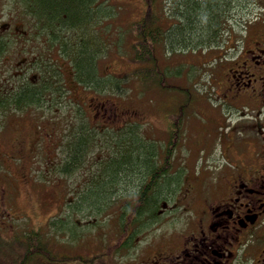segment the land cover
I'll return each mask as SVG.
<instances>
[{
    "label": "trees",
    "instance_id": "1",
    "mask_svg": "<svg viewBox=\"0 0 264 264\" xmlns=\"http://www.w3.org/2000/svg\"><path fill=\"white\" fill-rule=\"evenodd\" d=\"M21 1L23 3L20 2V5L23 8L19 11L27 12L31 0ZM140 1L145 5L144 13L133 18L129 26V31L135 36V40L132 42V53L122 57L127 59L128 66L118 71L116 68L110 70L109 67H106L107 70H103L101 67L102 60L106 59V54H112L109 49L112 48L113 44L115 45L111 39L114 36L115 31L113 29L115 28L112 29V26H110L112 20L109 18L115 17L117 14L118 9L116 6L118 2L116 0H32V5L34 4L40 11L38 23L41 27L52 25V45L65 51L64 54L70 59L67 64L73 72L72 80L68 79L66 87L65 81H62L60 77V71L63 69L60 65L62 60L66 62V59L63 58V54L55 53L50 58L51 61L46 62L45 76L42 79L45 90L35 91L32 87L25 89V83L21 84L20 99L22 103L20 115L33 116L31 114L33 112L32 107L37 109L50 107L54 109L57 105L74 103L72 97L69 96V92H67L73 85L80 86L83 90H94L108 95L112 93L115 95L116 93L122 94L127 88L125 82L129 77L135 79L133 82L136 83V90H139V92H146L147 89L170 90L172 91L170 99H179L175 94L177 91L182 92L184 99L182 101L179 99L178 104L180 106L177 104L180 110L181 106L185 109L186 105L199 104L191 84L181 86L172 81V77L178 79L182 75L183 77L192 75L191 72L195 71L193 63L187 64L189 66L187 72L184 71L183 74H179L180 71L176 70V65L173 66L175 69H172L169 62H167L176 54H171V50L167 49V53L171 54L172 57L168 60L161 59L159 47L167 46L172 49L179 47V50H185L188 53L197 51L196 48H199L198 50L203 49V51L213 50V48L223 49L225 36H228L230 32H234L233 29L236 23L233 22L235 20L233 10L235 6L243 9L255 0ZM47 20L50 21L49 24ZM247 22L248 20H245V23ZM87 30H90V34H86ZM116 32H118V29ZM124 32L118 36H121ZM75 33H78V36H73ZM221 39L223 42H221ZM212 50L209 53H213ZM164 54H166L165 48ZM207 64L213 65L214 72L212 74H215L217 79L221 78L218 71L222 70V65L218 57L214 56L208 61L203 59L201 65L206 67ZM215 64H217L216 67ZM205 72H207L206 68ZM29 83L31 84V82ZM221 84V91L218 92L217 96L220 99L223 97L224 79ZM57 85L61 86L64 93L62 97L59 96V98H62V103H46V100L43 99L45 91L50 92ZM63 85L65 88H63ZM136 90L132 93L131 98L141 100L142 98L136 97L139 95ZM126 95V98L130 99L128 94ZM107 99H110L111 104L114 106L115 101L113 98L100 99L96 105L93 104V111H86L80 106L84 104L79 103L80 105L74 107V113L71 114L73 116L72 122L68 120L66 122V119L70 116L67 110L64 114L67 117L62 120V126L68 127V122H70L75 125V128L70 127L72 131L69 132L64 145V135L62 136V133H59L58 137L55 138L52 132L44 130L41 124H37L41 132L39 146L43 147L45 138L47 145L51 148L49 158L55 157L53 164L48 165L49 169H54L51 174L56 173L55 171L62 174H72L71 172L83 166L86 161L96 164L100 169L94 174L92 173L82 194L76 192L77 197L72 211L93 210L95 214H98L109 204L110 206L113 205L116 199H123L120 208L113 210V213L118 214L120 210L131 209L136 210V213L140 211L141 216L152 215L160 207L161 201L159 199L168 196L177 181L169 172L172 169L174 150L179 145L178 138L181 140L182 137L183 112L180 114V111L177 110L175 115H169L168 142L166 146L162 145V147L145 135L142 126L151 123L152 119L149 118L147 111L143 109L133 107L128 115L116 111L117 121H111V125L105 124L106 115L102 113L104 111H101L100 114L98 111L101 109V103H104V100ZM203 101L206 105H210L211 99L204 96ZM120 107L124 109V107ZM205 107L203 105L200 108L195 107V109L201 113L202 117L208 119L209 125H213L214 108L210 106L213 110H205ZM45 116L47 115H43V117ZM118 122L121 123L117 124ZM37 127L27 137L20 135V129L17 134L23 139L30 140L35 135L38 136ZM36 142L37 139H34L30 152L18 153L21 159H26L35 154ZM96 145L100 150L95 147ZM113 147H115V155ZM60 154H63L61 161L59 160ZM23 163L24 161H22ZM23 168L22 165L20 171ZM27 169L23 175H27ZM20 178L22 181H27L26 177L20 175ZM64 179V177L53 178L52 176L50 181L56 183ZM117 185L126 186L127 188H124L123 191H114L113 187ZM107 186H109V189L105 190ZM12 190L18 191L17 182L13 180L4 182V179L0 177V215H3L2 208L4 210L5 200L11 202V196L14 193ZM124 191L131 193L130 199H127L126 193H122ZM59 214L60 212L55 215ZM108 216L110 217V213ZM90 221L92 222V220ZM8 222L9 218L3 215V220L0 221L1 225ZM53 223L59 227L62 226L58 225L56 221H53ZM79 223L74 221L72 225L68 226V230H75ZM122 233L123 231L119 232V234ZM4 234L0 235V259L14 255L13 264H93L99 259L109 256L112 251L111 248L116 246L111 245L109 235V244L93 256L58 254L52 247L49 248L47 240L41 237L42 233L39 229L33 228L21 238L20 242L25 246V251L20 256V251L18 254H14L12 251L5 249V244L18 241V232L16 234L15 232ZM5 254L12 255L5 256ZM17 260L18 262H16Z\"/></svg>",
    "mask_w": 264,
    "mask_h": 264
},
{
    "label": "flooded vegetation",
    "instance_id": "2",
    "mask_svg": "<svg viewBox=\"0 0 264 264\" xmlns=\"http://www.w3.org/2000/svg\"><path fill=\"white\" fill-rule=\"evenodd\" d=\"M20 2L0 0V18L7 7L13 9L10 21L0 23V150L9 157L30 152L38 137L27 140L17 134L21 84L25 83V89L45 90L42 79L46 62L62 52L52 45V25L41 27L38 23L40 11L32 0L27 12L19 11L23 8ZM259 5L260 11L242 35L231 36V46L224 49V112L219 119L214 116L213 125L202 117L198 126L204 131L194 140L203 148L212 142L214 129L221 124L224 134L220 155L230 164H222L211 175L182 174L177 169L172 175L177 180L175 186L168 196L159 199L160 207L152 215L141 216L140 211L131 209L113 213L110 240L116 246L108 258L93 264L104 260L108 264H264V0ZM60 66L66 86L68 68L73 71L63 60ZM63 94L57 85L45 91L43 99L46 103H62L59 96ZM81 98L79 103L85 99L92 111L93 104L100 101L97 96ZM104 103L98 113L104 111L105 124L116 122L115 102L114 106L110 99ZM178 108L173 103L169 111L175 114ZM66 117L61 115V120ZM126 197L130 199L131 193ZM178 216H183L180 223ZM175 219L176 227L169 224ZM161 222L164 225L158 226ZM155 227L165 230L151 238Z\"/></svg>",
    "mask_w": 264,
    "mask_h": 264
},
{
    "label": "rangeland",
    "instance_id": "3",
    "mask_svg": "<svg viewBox=\"0 0 264 264\" xmlns=\"http://www.w3.org/2000/svg\"><path fill=\"white\" fill-rule=\"evenodd\" d=\"M118 2L116 8L118 9L117 14L115 17H110L109 19L112 20V29L115 31L112 36V40L115 43L113 44L112 48L109 49L112 54H106V59L102 60L101 67L103 70H107L106 67H109L110 70L116 68L118 71H121L124 68H127L126 60L122 57L128 56L132 53V42L135 40V36L133 33L129 31V26L131 25V20L133 18L139 17L144 13L145 5L140 0H116ZM260 2L261 0H255L251 2L246 8L241 9L239 6H235L233 10V15L235 20V27L234 32H230L228 36H225V42L223 45L229 46L233 38L231 36H241V33L244 30V25L246 23L245 20H250L252 17L260 11ZM263 8V6H261ZM13 14V9L7 7L4 10L3 17L0 18V23L4 24L5 21H10ZM0 24V26H1ZM118 29V32L116 30ZM125 31V32H124ZM232 31V30H231ZM86 34H90V30L86 31ZM124 32L121 36H118ZM73 36H78V33L73 34ZM223 38V37H222ZM116 48V49H114ZM164 48L165 53L164 54ZM179 48V47H178ZM178 48L172 49L171 47H159V51L161 54V59H167L172 57L171 54H176L173 58L170 59L169 62L170 67L172 69L173 66L176 67V70H179V74H183L184 71H188V61L193 63L195 66L194 70L192 71V75L182 77H172V81L175 83L180 84L181 86H187V84H191L193 86L194 92L197 96V102L199 104L196 105H186L185 111L183 112L184 107L181 106L180 114L183 112V134L182 141L183 145L179 146L175 153L174 165L172 170L169 173H173L176 168L179 166L180 172L182 174L189 172L188 174H196L193 169H198L202 165L201 173L202 174H212L216 170H218L222 164L229 165L230 162L226 161L220 155L221 153V143H222V135L224 134L223 126L219 124L218 128L216 129V136L212 142L207 143L203 148L198 147L195 151L191 145V136L197 135V131L200 130L198 127H192L193 124H197L202 120V116L199 114V111L195 109V107L200 108V106H206L205 110H213L210 106H216V112L221 115V104L223 103L220 100V104L216 105L215 101L218 96V92L221 91V82L224 79V71H218L219 77L216 78L214 72L213 65L207 64L206 67L201 65L203 59L208 61L210 58L212 59L214 56L221 57L224 54L223 49H216L213 48L203 51V49L197 51H188L179 50ZM167 49L171 50V54L167 53ZM193 49V48H192ZM213 53H209L210 51ZM65 51H62L61 54L64 55V59L66 62H69L70 59L64 54ZM218 53V54H216ZM212 54V55H211ZM186 56H188L186 58ZM188 60V61H187ZM162 62V60H161ZM176 63V64H175ZM186 63V64H185ZM217 64H215L216 67ZM185 68V69H184ZM202 68V69H200ZM205 68L207 72H205ZM69 70V80L71 78V70ZM126 72V71H124ZM205 72V73H204ZM134 78L129 77L127 79L126 86L127 88L123 91V95L121 93L117 94H104L98 93L94 90H83L80 86L73 85L72 88L68 89L69 96L72 97L74 103L62 104L57 105L54 109L50 107L40 108L37 109L36 107H32V115H21L20 119V135L22 137H27L32 131L35 130L37 124H41L44 130L50 131L54 134V137L57 138L59 133H62L63 136V145L68 138V134L70 131V127L75 128L73 125V109L74 107L79 106V101H81V97L86 96V100L92 98L94 96L99 97L100 99L104 98H113L115 101V106L119 107L121 112H124L128 115L129 111L133 110V107L140 108L147 111L149 118L152 119L151 123L143 124L142 128L145 130V135L148 137L155 138L159 143L163 141L162 137L164 136V128L168 124V117H162V107L164 106L166 111L172 107V104L175 103L176 106L179 102V99L182 101L184 99V94L182 92L177 91L175 96L179 99H170L172 95V91H163V90H154V89H147L146 92L136 90V83ZM133 82V83H131ZM195 84V85H193ZM68 87H70L68 85ZM139 92V95L136 97L142 98L141 100H137L134 97L131 98L132 93L134 91ZM150 91V92H148ZM130 99H127V95ZM204 96L210 98L211 101L209 102L210 105H206L203 101ZM163 102V103H162ZM84 105L82 106L86 111L89 110L91 105L83 100ZM154 104V105H152ZM158 105H160L158 107ZM200 105V106H199ZM124 107L125 110L121 109ZM118 111V108H116ZM68 110V127L62 126L61 115L65 114ZM201 111V110H200ZM215 113V111L213 112ZM43 115H47L43 117ZM217 116L219 119L220 116ZM216 117V113L214 114ZM118 122L117 124H120ZM38 129V127H37ZM10 126L6 129V135L9 134ZM38 138L35 145L36 151L31 157L26 159H21L19 155L15 157H9L5 152L0 150V177L6 180H13L18 184V191H13L11 196V202L5 200V207L3 211V215L9 218V222L7 224H2L0 232L3 233H13L18 232V241L13 242L11 244H5V249L7 251H12L14 254H18L20 251V256L25 251V246L22 244L21 238L25 233L32 230L33 228L39 229L42 233L41 237L47 240L49 244V248L55 250L58 254H69V255H90L93 256L101 249L105 248L106 245L109 244V235L112 229L111 227V218L113 214V210L119 209L120 204L123 202V199H116V202L104 210H101V213L95 214L93 210H78L76 212L72 211L74 209L75 200H76V192L78 194H82V191L85 189V184L88 182V179L91 177L92 173L99 171L100 169L91 162L86 161V163L81 166L80 168L75 169L72 174H62L61 172H57L51 174V171L54 172L53 168L49 169L48 165L53 164L55 157L49 158V152L51 150L50 146L47 145V141L44 138L43 147L39 146L41 132L38 129ZM47 139V138H46ZM65 139V140H64ZM150 141V140H149ZM98 150L99 147L95 146ZM55 150V149H54ZM219 154V155H218ZM63 155V154H62ZM62 155L60 154V161ZM102 156V155H100ZM161 157V156H160ZM5 161V165H4ZM22 161L24 163L22 164ZM49 161V162H48ZM24 168L20 171L22 168ZM27 169V175H23ZM20 175L27 178V181L20 178ZM53 178H61L64 177V180H60V182L50 181L51 177ZM114 191H123L126 186L117 185L113 187ZM109 186L105 187V190H108ZM122 193H128L124 191ZM120 193V194H122ZM125 200V199H124ZM127 200V199H126ZM126 202V201H125ZM124 202V203H125ZM180 208H176L177 210ZM9 210V212H7ZM60 212L59 215H55L56 213ZM74 212V214H73ZM107 213V215H106ZM110 213V217L108 214ZM3 215H0V221L3 220ZM73 215V217H72ZM96 215V216H95ZM183 219V216L177 217V222L180 223ZM87 220V221H86ZM92 220V222L90 221ZM53 221H56L58 225H62L61 227L57 226L56 224H52ZM79 223L75 230H68V226L72 225L73 222ZM79 221V222H78ZM176 219L174 222L169 223L171 226H177ZM11 223V224H10ZM95 224V225H94ZM164 224L161 222L158 226H163ZM3 228V229H2ZM161 230H165V228L159 229L155 227L153 231L150 233L152 238L153 234L156 235ZM4 234V235H5ZM17 238V237H16ZM145 240V239H144ZM16 241V240H15ZM20 242V247H19ZM147 242V241H145ZM12 254H8L5 256H9ZM109 256H106L108 258ZM15 260L14 255L12 257H2L0 261L1 264H13ZM18 262V260L16 261ZM105 260L101 262V264H108Z\"/></svg>",
    "mask_w": 264,
    "mask_h": 264
}]
</instances>
